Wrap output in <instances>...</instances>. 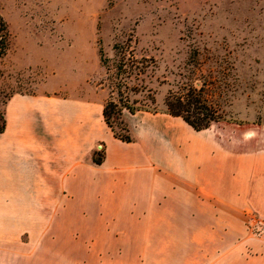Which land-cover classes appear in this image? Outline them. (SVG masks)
Returning a JSON list of instances; mask_svg holds the SVG:
<instances>
[{"label":"crops","instance_id":"0c3cea01","mask_svg":"<svg viewBox=\"0 0 264 264\" xmlns=\"http://www.w3.org/2000/svg\"><path fill=\"white\" fill-rule=\"evenodd\" d=\"M74 106L69 133L67 98L5 101L0 264H264V90L259 121L195 130L163 113L144 140L110 131L101 164Z\"/></svg>","mask_w":264,"mask_h":264},{"label":"rangeland","instance_id":"374dc122","mask_svg":"<svg viewBox=\"0 0 264 264\" xmlns=\"http://www.w3.org/2000/svg\"><path fill=\"white\" fill-rule=\"evenodd\" d=\"M0 17V112L16 92L64 97L70 133L82 124L71 117L79 115L74 105L85 104L101 154L110 133L102 108L119 81L151 110L124 111L141 140L164 113L168 92L189 87L204 86L225 120L259 121L264 0H0Z\"/></svg>","mask_w":264,"mask_h":264},{"label":"trees","instance_id":"16d2710c","mask_svg":"<svg viewBox=\"0 0 264 264\" xmlns=\"http://www.w3.org/2000/svg\"><path fill=\"white\" fill-rule=\"evenodd\" d=\"M0 27V31L3 32V34H0V39H3L0 41L1 55L5 48L6 29L1 17ZM124 71V73H126L124 78H130L133 74V69L128 65L124 67ZM121 86H124L125 88L127 87L123 82L119 81L116 84V92H110L108 99H106L103 104L102 117L113 137L123 142H131L133 137L131 135L130 127L125 119L124 111H127L129 114H135L141 110H151L145 107L137 99H131L127 93H124ZM204 92V86L198 90L189 87L185 88V90L169 91L163 100V112L181 118L195 130L206 129L213 122L225 120L219 114L218 109L211 104ZM5 126L6 119L4 112H0V133L5 130ZM92 160L96 164H101L104 160V154L94 150L92 153Z\"/></svg>","mask_w":264,"mask_h":264}]
</instances>
